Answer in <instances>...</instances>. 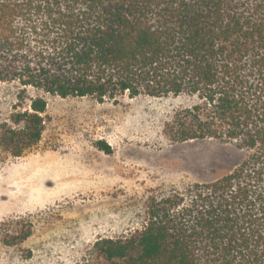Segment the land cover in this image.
I'll use <instances>...</instances> for the list:
<instances>
[{
  "label": "trees",
  "instance_id": "trees-1",
  "mask_svg": "<svg viewBox=\"0 0 264 264\" xmlns=\"http://www.w3.org/2000/svg\"><path fill=\"white\" fill-rule=\"evenodd\" d=\"M0 81L28 105L1 134L14 155L40 140L49 96L185 94L172 140L246 151L214 180L151 198L139 228L73 264H264V0H0Z\"/></svg>",
  "mask_w": 264,
  "mask_h": 264
},
{
  "label": "rangeland",
  "instance_id": "rangeland-1",
  "mask_svg": "<svg viewBox=\"0 0 264 264\" xmlns=\"http://www.w3.org/2000/svg\"><path fill=\"white\" fill-rule=\"evenodd\" d=\"M18 89L0 81V264H73L100 237L139 228L151 198L230 172L235 141H175L166 132L192 97L49 96L39 141L14 155ZM109 147L110 152L106 148Z\"/></svg>",
  "mask_w": 264,
  "mask_h": 264
}]
</instances>
